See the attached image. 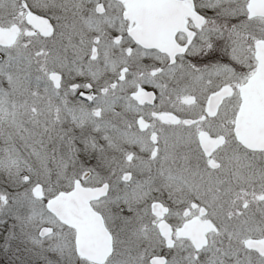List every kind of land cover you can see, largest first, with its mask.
Masks as SVG:
<instances>
[{
    "label": "flooded vegetation",
    "instance_id": "af4514ba",
    "mask_svg": "<svg viewBox=\"0 0 264 264\" xmlns=\"http://www.w3.org/2000/svg\"><path fill=\"white\" fill-rule=\"evenodd\" d=\"M180 1L166 4L156 48L135 38L134 0H0V146L34 174L71 172L62 191L107 186L91 202L112 239L102 264H264V149L235 130L255 53L234 63L213 27L221 0ZM248 1L246 19L264 20ZM201 48L202 71L184 75Z\"/></svg>",
    "mask_w": 264,
    "mask_h": 264
},
{
    "label": "rangeland",
    "instance_id": "374dc122",
    "mask_svg": "<svg viewBox=\"0 0 264 264\" xmlns=\"http://www.w3.org/2000/svg\"><path fill=\"white\" fill-rule=\"evenodd\" d=\"M244 5V0L216 1L215 4L212 2L211 12L215 21L214 30L218 31L219 25L230 35L229 48H232L230 52L234 63L245 67L248 63H253L254 41L264 38V20H247ZM223 10L226 12L224 17L220 14ZM209 48L195 49L193 63L178 64L180 71L184 75L200 73L202 70L197 61H201ZM190 60L192 62L193 58ZM20 68L14 72L20 73ZM22 106L25 122H29V115L31 116L32 107L35 106L31 102ZM17 154L21 155L14 146H0V196H7V202L0 203V229H5L4 244H0V264H85L75 251V232L64 228L45 207L46 200L64 188L63 186L71 188L74 180L72 173L69 172L61 179L58 174L45 170L34 174L29 171L30 164L26 161L20 163ZM26 174H30L28 179H25ZM40 182L43 185L42 199L36 198L32 192ZM44 226H50L54 231L48 236L40 237L38 232ZM66 235L72 236L70 245L66 242Z\"/></svg>",
    "mask_w": 264,
    "mask_h": 264
},
{
    "label": "water",
    "instance_id": "95a60500",
    "mask_svg": "<svg viewBox=\"0 0 264 264\" xmlns=\"http://www.w3.org/2000/svg\"><path fill=\"white\" fill-rule=\"evenodd\" d=\"M181 4L179 0H134L137 22L135 38L146 47L161 48L159 41L154 39L156 30L161 24L162 12L166 4ZM168 8V7H167ZM250 17H264V0H249L247 6ZM169 10V9H168ZM148 19H154L150 22ZM148 20V21H147ZM255 58L258 61L257 70L242 86L243 105L237 115L236 134L246 146L255 149H264V41H257ZM222 97L218 93L211 97L209 107L213 108ZM215 101V104H214ZM209 112H212L209 109ZM164 120L171 118L163 115ZM107 186L84 187L77 180L72 190L59 192L46 202L48 212H51L59 221L72 227L76 231V252L88 261L102 264L112 252V239L105 229L103 217L91 206L92 200H97L107 194ZM40 185L32 191L37 198H43ZM6 195L0 196V203L6 202ZM52 232L51 227H43L40 236ZM261 243L249 242L252 248H259Z\"/></svg>",
    "mask_w": 264,
    "mask_h": 264
},
{
    "label": "trees",
    "instance_id": "16d2710c",
    "mask_svg": "<svg viewBox=\"0 0 264 264\" xmlns=\"http://www.w3.org/2000/svg\"><path fill=\"white\" fill-rule=\"evenodd\" d=\"M3 228V227H2ZM0 229V244H4L3 242H4V239H3V236L5 235L4 234V228L3 229ZM3 240V241H2Z\"/></svg>",
    "mask_w": 264,
    "mask_h": 264
}]
</instances>
